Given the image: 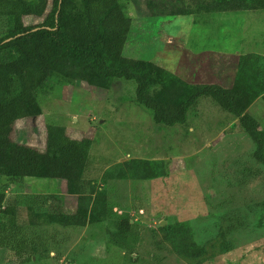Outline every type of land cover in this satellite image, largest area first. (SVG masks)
<instances>
[{
	"label": "rangeland",
	"instance_id": "obj_1",
	"mask_svg": "<svg viewBox=\"0 0 264 264\" xmlns=\"http://www.w3.org/2000/svg\"><path fill=\"white\" fill-rule=\"evenodd\" d=\"M245 1L256 8L216 12L189 0H128L131 25L122 55L164 68L172 74L165 81L182 84L185 94L196 84L242 87L251 96L246 111L264 130V93H255L263 86L264 7ZM7 23L0 17V34ZM246 53L252 55L248 81L238 69ZM135 87L122 78L108 85L54 75L37 94L41 113L18 119L14 128L16 141L39 149L46 123L91 139L82 178L99 187L113 210L128 213L125 245L107 251L114 231L107 216L85 226L42 219L48 204L36 196H62L66 211L89 207L68 193L65 181L0 177L6 203L16 204L19 221L48 244L43 255L32 252L23 263L0 246V264H264V166L238 118L203 96L184 123H155L152 111L135 101ZM181 239L190 243L188 252L174 246Z\"/></svg>",
	"mask_w": 264,
	"mask_h": 264
},
{
	"label": "trees",
	"instance_id": "obj_2",
	"mask_svg": "<svg viewBox=\"0 0 264 264\" xmlns=\"http://www.w3.org/2000/svg\"><path fill=\"white\" fill-rule=\"evenodd\" d=\"M126 1L0 0V17L8 20L5 31L0 34V177L8 182H21L25 177L65 181L68 193L85 199L89 207L66 211L62 196H36L48 204V209L40 211L39 215L47 223L62 226H85L107 216L114 226L107 251L110 247L120 249L125 245L131 223L127 212L113 210L105 195L97 193L99 187L82 178L91 139L73 138L64 127L48 123L44 124L43 149L14 138L18 119L41 113L37 94L54 75L86 82L98 79L108 85L114 78L133 80L135 101L152 111L155 123L166 126L184 123L198 99L207 96L238 118L240 128L255 145L253 157L264 166V130L246 111L251 97L246 90L206 83L194 85L185 94L182 84L165 81L172 74L164 68L122 55L131 25V18L125 12ZM189 1L204 11L256 8L245 0ZM252 1L264 7V0ZM26 16H34L39 21L26 25L23 20ZM251 56L249 53L240 55L238 62V69L247 75V81L250 76L246 68ZM258 72L263 86L255 89L257 95L264 93V62ZM29 223L33 226L34 222ZM30 228L19 221L16 204H7L6 194L1 189L0 233H7L0 235V246L9 247L14 262L28 261L32 252L43 255L48 248L47 243L32 237ZM174 244L176 249L186 252L191 249L190 243L182 239Z\"/></svg>",
	"mask_w": 264,
	"mask_h": 264
},
{
	"label": "crops",
	"instance_id": "obj_3",
	"mask_svg": "<svg viewBox=\"0 0 264 264\" xmlns=\"http://www.w3.org/2000/svg\"><path fill=\"white\" fill-rule=\"evenodd\" d=\"M223 12V11H222ZM128 35V34H127Z\"/></svg>",
	"mask_w": 264,
	"mask_h": 264
}]
</instances>
